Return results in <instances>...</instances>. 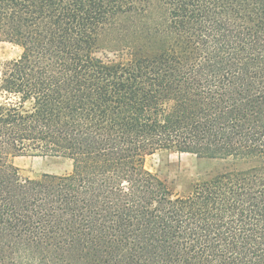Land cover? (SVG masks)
<instances>
[{
	"label": "trees",
	"instance_id": "16d2710c",
	"mask_svg": "<svg viewBox=\"0 0 264 264\" xmlns=\"http://www.w3.org/2000/svg\"><path fill=\"white\" fill-rule=\"evenodd\" d=\"M0 42V264H264V0H0ZM161 151L231 169L173 196Z\"/></svg>",
	"mask_w": 264,
	"mask_h": 264
},
{
	"label": "rangeland",
	"instance_id": "374dc122",
	"mask_svg": "<svg viewBox=\"0 0 264 264\" xmlns=\"http://www.w3.org/2000/svg\"><path fill=\"white\" fill-rule=\"evenodd\" d=\"M21 52L17 45L0 42V72L5 63L17 59ZM13 162L20 175L29 179H38L44 174L60 176L71 171V163L60 157L30 155L16 157ZM144 167L165 181L173 196L184 195L196 183L231 169L225 161L197 158L174 151H161L149 156Z\"/></svg>",
	"mask_w": 264,
	"mask_h": 264
}]
</instances>
